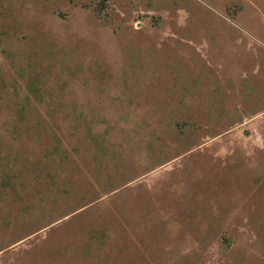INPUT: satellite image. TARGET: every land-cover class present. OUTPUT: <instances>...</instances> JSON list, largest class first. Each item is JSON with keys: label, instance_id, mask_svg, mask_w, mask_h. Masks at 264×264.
Listing matches in <instances>:
<instances>
[{"label": "rangeland", "instance_id": "374dc122", "mask_svg": "<svg viewBox=\"0 0 264 264\" xmlns=\"http://www.w3.org/2000/svg\"><path fill=\"white\" fill-rule=\"evenodd\" d=\"M0 264H264V0H0Z\"/></svg>", "mask_w": 264, "mask_h": 264}]
</instances>
